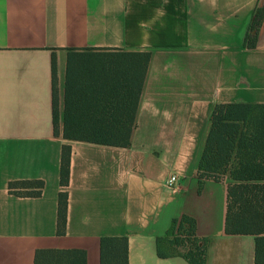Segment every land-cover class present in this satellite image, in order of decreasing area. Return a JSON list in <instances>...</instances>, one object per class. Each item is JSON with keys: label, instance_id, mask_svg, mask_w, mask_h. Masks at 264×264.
Returning <instances> with one entry per match:
<instances>
[{"label": "crops", "instance_id": "1", "mask_svg": "<svg viewBox=\"0 0 264 264\" xmlns=\"http://www.w3.org/2000/svg\"><path fill=\"white\" fill-rule=\"evenodd\" d=\"M263 2L0 0V264H45L36 252L52 248L83 249L87 264H101L103 236L128 238L129 264H191L156 250L184 214L208 238L206 264H256L255 236L225 232L228 176L201 184L196 172L217 104L264 105V27L256 47L245 46ZM137 51L151 57L130 145L65 139L62 122L57 133L53 103L56 91L62 113L69 56L78 69L108 73L121 54ZM17 180L44 187L18 195L9 188Z\"/></svg>", "mask_w": 264, "mask_h": 264}, {"label": "trees", "instance_id": "2", "mask_svg": "<svg viewBox=\"0 0 264 264\" xmlns=\"http://www.w3.org/2000/svg\"><path fill=\"white\" fill-rule=\"evenodd\" d=\"M264 27V2L253 12L245 46L255 48ZM149 51L123 53L114 71L82 70L69 56L67 92L61 113L54 97L53 123L68 140L129 146L136 125V113L150 62ZM56 61L53 56V73ZM71 146L64 144L61 155L60 183L70 179ZM229 173L225 232L228 235H254L256 264H264V105L217 104L211 115L209 131L196 175L221 179ZM42 180L10 181L18 195L38 196ZM68 193L61 191L58 204V234L66 232ZM196 219L184 214L173 220L171 229L156 241L160 257L180 255L191 264H206L208 238L196 231ZM101 264H129L126 236H103L100 241ZM37 263L87 264L83 249H39Z\"/></svg>", "mask_w": 264, "mask_h": 264}, {"label": "built area", "instance_id": "3", "mask_svg": "<svg viewBox=\"0 0 264 264\" xmlns=\"http://www.w3.org/2000/svg\"><path fill=\"white\" fill-rule=\"evenodd\" d=\"M177 181H178V176L175 175V174H173V175H171V176L169 177V179L167 180V185H168L169 187H174V186L176 185Z\"/></svg>", "mask_w": 264, "mask_h": 264}, {"label": "rangeland", "instance_id": "4", "mask_svg": "<svg viewBox=\"0 0 264 264\" xmlns=\"http://www.w3.org/2000/svg\"><path fill=\"white\" fill-rule=\"evenodd\" d=\"M225 176H229V173H225Z\"/></svg>", "mask_w": 264, "mask_h": 264}]
</instances>
